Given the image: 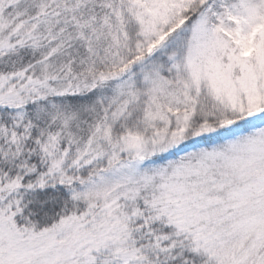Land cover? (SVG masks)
I'll use <instances>...</instances> for the list:
<instances>
[{"label": "snow or ice", "instance_id": "snow-or-ice-1", "mask_svg": "<svg viewBox=\"0 0 264 264\" xmlns=\"http://www.w3.org/2000/svg\"><path fill=\"white\" fill-rule=\"evenodd\" d=\"M0 264H264V0H0Z\"/></svg>", "mask_w": 264, "mask_h": 264}]
</instances>
